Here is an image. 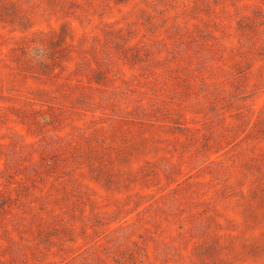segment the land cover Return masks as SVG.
<instances>
[{"label": "rangeland", "instance_id": "1", "mask_svg": "<svg viewBox=\"0 0 264 264\" xmlns=\"http://www.w3.org/2000/svg\"><path fill=\"white\" fill-rule=\"evenodd\" d=\"M0 264H264V0H0Z\"/></svg>", "mask_w": 264, "mask_h": 264}]
</instances>
